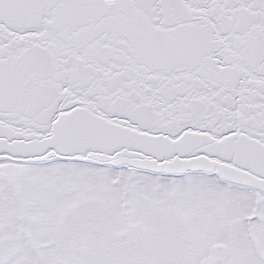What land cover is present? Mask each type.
<instances>
[{
  "label": "snow or ice",
  "instance_id": "6c2138e0",
  "mask_svg": "<svg viewBox=\"0 0 264 264\" xmlns=\"http://www.w3.org/2000/svg\"><path fill=\"white\" fill-rule=\"evenodd\" d=\"M0 264H264V0H0Z\"/></svg>",
  "mask_w": 264,
  "mask_h": 264
}]
</instances>
